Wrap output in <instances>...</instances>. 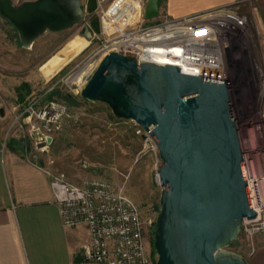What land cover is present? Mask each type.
Wrapping results in <instances>:
<instances>
[{
  "label": "water",
  "instance_id": "95a60500",
  "mask_svg": "<svg viewBox=\"0 0 264 264\" xmlns=\"http://www.w3.org/2000/svg\"><path fill=\"white\" fill-rule=\"evenodd\" d=\"M162 1L148 0V19L159 16ZM0 14L16 27L24 47L85 20L83 0H0ZM88 31L87 26L84 35L91 39ZM80 95L106 103L116 117L135 121L156 141L163 162L156 264H251L230 249L244 218L257 212L227 81L111 51Z\"/></svg>",
  "mask_w": 264,
  "mask_h": 264
},
{
  "label": "built area",
  "instance_id": "2783aa9c",
  "mask_svg": "<svg viewBox=\"0 0 264 264\" xmlns=\"http://www.w3.org/2000/svg\"><path fill=\"white\" fill-rule=\"evenodd\" d=\"M147 2L97 0L101 30L94 39L99 44L45 93L25 102L8 130L10 133L13 128L20 129L29 159L49 176L63 223L68 227L80 224L88 227L89 241L72 264L155 262L146 249L151 221L147 223L139 205L122 185L99 177H87L76 184L64 173L40 164L41 156L50 151L71 112L65 101L49 97L58 84L64 82L79 95L105 55L117 51L134 56L139 62L173 64L183 73L225 80L234 108L239 103L236 92L240 82L245 86L251 84L248 71L252 78L254 75L261 95L264 94V69L249 55L251 42L264 49V28L258 18L257 0H238L183 17H171L160 11L152 19L146 17ZM158 56L165 57L166 61H160ZM139 131L146 135L143 139L147 147L158 156L156 178L161 184L159 169L163 162L156 141L148 132ZM6 142L7 138L4 146ZM246 171L250 202L257 216L244 218L241 245L254 255L259 238L264 237V175L255 173L247 164Z\"/></svg>",
  "mask_w": 264,
  "mask_h": 264
},
{
  "label": "rangeland",
  "instance_id": "374dc122",
  "mask_svg": "<svg viewBox=\"0 0 264 264\" xmlns=\"http://www.w3.org/2000/svg\"><path fill=\"white\" fill-rule=\"evenodd\" d=\"M23 1L14 0L17 4ZM95 2L97 7V0ZM88 4L89 0H83L84 23L61 32L48 31L29 47H24L18 41V31L0 14V109L7 114V120H13L25 102L45 93L53 82L62 78L99 44L94 39V35L101 30L99 14L96 9L89 11ZM95 23L98 27H95ZM87 26L90 27L88 32L92 39L84 35ZM77 36L87 38L89 46L75 56L72 53L65 54L67 44ZM55 55H62L65 59L59 66V72L51 78L44 74L42 67ZM249 55L264 69V49L256 42L250 43ZM247 74L251 84L245 86V83L240 82L236 92L240 96L235 107L238 142L246 164L255 173L264 175V94L261 95L254 75L252 78V73L248 71ZM59 88L74 94L64 82L58 84L55 90ZM55 96L62 99L58 94ZM70 108V116L65 120L63 129L50 151L45 153L48 162L53 165L51 168L64 173L71 182V177L79 181L87 177H99L122 185L139 205L147 223L151 221L147 228L146 249L156 264L158 256L154 236L162 193V186L156 178L158 156L145 144L139 131L141 128L136 122L116 117L106 103L87 100ZM9 129L5 134L7 142L14 138H19L21 142L20 129L13 128L10 133ZM243 238L241 234L230 249L244 255L251 264H264V237L259 238L254 255L242 248Z\"/></svg>",
  "mask_w": 264,
  "mask_h": 264
},
{
  "label": "crops",
  "instance_id": "0c3cea01",
  "mask_svg": "<svg viewBox=\"0 0 264 264\" xmlns=\"http://www.w3.org/2000/svg\"><path fill=\"white\" fill-rule=\"evenodd\" d=\"M236 1L163 0L160 11L183 17ZM256 3L264 28V0ZM6 118L7 114L0 113V264H72L89 241L88 227H68L63 223L49 176L29 159L22 134L19 144V138H14L4 146L12 122ZM39 162L53 166L45 154Z\"/></svg>",
  "mask_w": 264,
  "mask_h": 264
},
{
  "label": "bare ground",
  "instance_id": "6f19581e",
  "mask_svg": "<svg viewBox=\"0 0 264 264\" xmlns=\"http://www.w3.org/2000/svg\"><path fill=\"white\" fill-rule=\"evenodd\" d=\"M89 44H90V41L87 38L77 36L76 38H73L72 40H70L64 52L65 54L72 53L75 56L76 54H80L82 51L87 49ZM158 57L160 61H163V62L166 61L165 57H162V56H158ZM64 59L65 58L62 55H55L53 58H51L47 63L43 65L42 68H43L44 74L46 76H51V78L56 76V74L59 72V66L61 65V63H63Z\"/></svg>",
  "mask_w": 264,
  "mask_h": 264
},
{
  "label": "trees",
  "instance_id": "16d2710c",
  "mask_svg": "<svg viewBox=\"0 0 264 264\" xmlns=\"http://www.w3.org/2000/svg\"><path fill=\"white\" fill-rule=\"evenodd\" d=\"M88 9L91 12L95 11V9H96V2H95V0H89ZM94 25H95V27H98L97 26V23H95ZM15 29H16V27H15ZM18 41L20 42V39ZM57 94L62 98L61 100L65 101L69 106L78 105L82 101H87L86 99H84L83 97H81L80 94L79 95H74V94H71V93H66L61 88H59V90H55L52 93H50L49 97H53V96H55ZM17 142L19 144V141H17Z\"/></svg>",
  "mask_w": 264,
  "mask_h": 264
}]
</instances>
